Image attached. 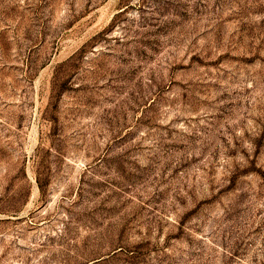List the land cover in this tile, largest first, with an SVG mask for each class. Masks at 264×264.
Returning <instances> with one entry per match:
<instances>
[{
    "label": "rangeland",
    "instance_id": "374dc122",
    "mask_svg": "<svg viewBox=\"0 0 264 264\" xmlns=\"http://www.w3.org/2000/svg\"><path fill=\"white\" fill-rule=\"evenodd\" d=\"M0 264H264V0H0Z\"/></svg>",
    "mask_w": 264,
    "mask_h": 264
}]
</instances>
